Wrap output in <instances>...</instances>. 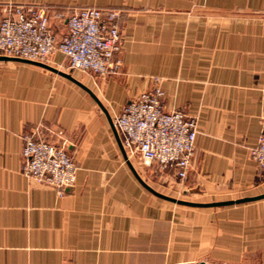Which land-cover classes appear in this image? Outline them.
<instances>
[{
  "label": "crops",
  "instance_id": "obj_1",
  "mask_svg": "<svg viewBox=\"0 0 264 264\" xmlns=\"http://www.w3.org/2000/svg\"><path fill=\"white\" fill-rule=\"evenodd\" d=\"M9 4L46 6L60 36L58 14L120 9L124 69L101 78L70 72L61 53L41 64L0 52V264H264V168L250 155L264 123V0H0V20ZM152 76L166 110L198 120L188 184L201 204L256 199L193 207L142 184L114 121ZM27 134L76 161L64 196L23 174Z\"/></svg>",
  "mask_w": 264,
  "mask_h": 264
},
{
  "label": "built area",
  "instance_id": "obj_2",
  "mask_svg": "<svg viewBox=\"0 0 264 264\" xmlns=\"http://www.w3.org/2000/svg\"><path fill=\"white\" fill-rule=\"evenodd\" d=\"M120 17L121 12L115 9L80 7L68 17L56 16L66 22V32L60 36L46 6L9 4L0 20V52L41 64L61 53L70 69L101 78L115 76L123 65ZM164 97L160 87L142 92L123 108L114 124L125 151L136 153L146 167H156L163 174L171 172L184 181L196 152L198 120L182 111H167ZM23 140V174L64 196L66 189L75 185L78 171L66 146L39 140L33 134L24 135ZM250 155L264 168V123Z\"/></svg>",
  "mask_w": 264,
  "mask_h": 264
},
{
  "label": "rangeland",
  "instance_id": "obj_3",
  "mask_svg": "<svg viewBox=\"0 0 264 264\" xmlns=\"http://www.w3.org/2000/svg\"><path fill=\"white\" fill-rule=\"evenodd\" d=\"M109 9H115V10H119L121 12V10L117 9V8H109ZM120 30H121V28H120ZM121 35H122V39H123L122 32H121ZM123 46H124V44H123ZM122 52H123V49H122ZM122 52H121V55H120L121 59H122ZM122 63H123V59H122ZM123 65H122V69H121V71L119 72L118 75L123 73V69H124ZM73 71H77V70L70 69V72H73ZM151 78H152V81H153V86H151L150 88L146 89L145 91L152 90L154 87H160L163 90V92L165 93V91L163 89V86H162L163 78L160 77V76H152ZM145 91H143V92H145ZM93 104H95V103L93 102ZM96 108H97V106H96ZM167 111H172V110H167ZM125 152H126L127 160L133 162L135 164V166L137 167V169L140 171L141 174L144 175V170L143 169L146 168L145 169L146 170L145 171V175H144V176H146L145 180L147 181V183L155 191H157L159 193H162L164 195H167L169 197L179 199V200H185V201L197 202V203H204L202 198H205V197L199 196V192L195 193L193 190H191V188H189L190 187L189 184H188L189 178H187L184 181H181V180L177 179L174 176V174L171 173V172L163 174V173L159 172L158 169H156V167L149 168V167H146L143 164H142V166L138 165L140 163L138 155L136 153L131 154L128 151H125ZM147 169L150 172H148ZM187 190H189V191L187 192ZM224 199H226V200H224ZM227 199H231V198L230 197H224L223 195L219 198V200H221V201H227ZM221 201H217L216 199L212 200V202H221Z\"/></svg>",
  "mask_w": 264,
  "mask_h": 264
},
{
  "label": "water",
  "instance_id": "obj_4",
  "mask_svg": "<svg viewBox=\"0 0 264 264\" xmlns=\"http://www.w3.org/2000/svg\"><path fill=\"white\" fill-rule=\"evenodd\" d=\"M121 146H122V144H121ZM121 148H122L123 154L126 156V152H125L123 146ZM134 172H135V170H134ZM135 174L139 178V180L142 182V184L148 190H150L153 194H155L156 196H158V197H160L162 199H165V200H168V201L177 203V204H182V205H187V206H193V207H213V206L231 205V204H235V203H241V202H245V201H249V200L256 199V198H249V199H243V200H238V201H226V202H216V203H208V204L188 202V201H184V200H179V199H176V198H172V197H169L167 195H164L162 193H159V192L155 191L153 188H151L150 186H148L144 181H142V179L137 175L136 172H135ZM201 264H204V263H201Z\"/></svg>",
  "mask_w": 264,
  "mask_h": 264
}]
</instances>
